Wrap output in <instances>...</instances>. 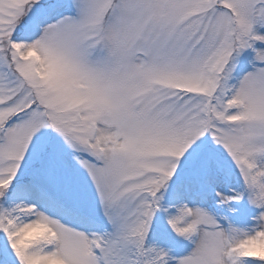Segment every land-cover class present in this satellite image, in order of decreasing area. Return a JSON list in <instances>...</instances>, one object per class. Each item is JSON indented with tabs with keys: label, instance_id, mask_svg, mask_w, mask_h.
Instances as JSON below:
<instances>
[{
	"label": "snow or ice",
	"instance_id": "1",
	"mask_svg": "<svg viewBox=\"0 0 264 264\" xmlns=\"http://www.w3.org/2000/svg\"><path fill=\"white\" fill-rule=\"evenodd\" d=\"M169 261L264 264V0H0V264Z\"/></svg>",
	"mask_w": 264,
	"mask_h": 264
},
{
	"label": "rangeland",
	"instance_id": "2",
	"mask_svg": "<svg viewBox=\"0 0 264 264\" xmlns=\"http://www.w3.org/2000/svg\"><path fill=\"white\" fill-rule=\"evenodd\" d=\"M234 206L237 208V211L230 215L237 222H244L245 220H248L249 216L255 211L254 208L249 207L245 202L235 204ZM156 243L161 247L170 248V255L172 256L179 255L183 250H186V248L190 246L187 241L177 237L175 234H170L166 238L157 237ZM169 264H174V262L169 261Z\"/></svg>",
	"mask_w": 264,
	"mask_h": 264
}]
</instances>
